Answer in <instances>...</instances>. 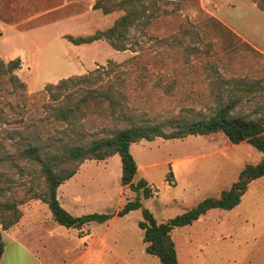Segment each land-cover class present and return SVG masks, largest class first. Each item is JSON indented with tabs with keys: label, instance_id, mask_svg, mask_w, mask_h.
<instances>
[{
	"label": "rangeland",
	"instance_id": "374dc122",
	"mask_svg": "<svg viewBox=\"0 0 264 264\" xmlns=\"http://www.w3.org/2000/svg\"><path fill=\"white\" fill-rule=\"evenodd\" d=\"M96 1L0 0V58L21 60L17 74L27 84L29 94L37 95L48 84L100 67L108 69L116 63L122 65L116 72L130 70L129 84L138 89L132 93L140 92L129 101L130 110L124 111L131 115L133 110L139 116L145 112L146 118L165 122L214 114L233 97L241 80L244 84L260 82L264 87V11L253 0H155L161 9L159 15L144 28L140 24L130 30V49L126 51L115 50L106 39L81 45L68 39L105 31L124 15L122 10L110 14L94 10ZM151 1L143 0L150 9ZM183 26L192 32L173 39ZM216 26L227 31L217 30ZM229 32L232 37L227 35ZM203 42L212 46L209 54L201 53ZM134 57L137 61L128 63ZM146 69L151 80L140 84ZM155 83L160 87L151 91ZM172 83L177 88L175 94L164 95L161 89ZM233 112L264 116V91L244 99ZM103 126L97 119L84 123L73 119L47 129L40 143L49 137L62 143L87 142L102 136ZM20 130L22 136L1 135L6 144L23 146L9 150L14 154L21 153L35 137L32 131ZM131 153L140 167L134 182L146 180L152 187V197L145 199L142 190L136 192L122 185L119 155L84 161L76 174L58 188L57 196L62 207L75 217L116 215L136 199L141 208L114 217L112 223L66 228L54 220L46 203L38 199L24 201L19 205L22 219L12 227H18L20 233L15 235L17 239L13 237L16 242L5 240L2 264H72L85 251L90 253L76 264H162L146 252L139 227L144 220L143 210H149L158 223H165L204 199L220 197L238 181L247 165H257L263 157L247 141L232 144L223 132L142 140L132 144ZM65 167L74 168L75 164ZM34 170L30 164L13 171L0 165L2 179L8 175L17 183L18 192L13 198L21 199L23 190L32 183L42 189L43 180ZM0 231H4L1 226ZM171 238L179 264H264V176L249 184L237 207L210 210L191 225L175 227ZM27 252L37 256L34 262L25 256Z\"/></svg>",
	"mask_w": 264,
	"mask_h": 264
},
{
	"label": "trees",
	"instance_id": "16d2710c",
	"mask_svg": "<svg viewBox=\"0 0 264 264\" xmlns=\"http://www.w3.org/2000/svg\"><path fill=\"white\" fill-rule=\"evenodd\" d=\"M253 1L264 11V0ZM150 3L151 9L147 8L143 0H97L93 4L94 10H101L104 14L122 10L124 15L105 31H97L89 37L69 36L68 39L75 45L106 39L117 51L129 50L130 30L140 24H142L140 27L144 28L151 18L160 13L158 11L161 9L156 6V1ZM218 28L222 29L221 26L215 27L219 30ZM222 30L227 31L224 28ZM190 32H192L190 28L183 26L173 39L179 40ZM227 35L232 37L230 32ZM196 36L200 37L198 32ZM158 41L159 43L167 42L166 40ZM203 44L205 49L201 53L209 54L212 46L205 42ZM192 51H199V48H193ZM135 52L138 51L135 50ZM137 59L138 57H134L128 63L136 62ZM121 66L111 63L108 69L100 67L85 75L63 79L57 84H48L39 94L31 95L27 90V84L17 74L22 67L21 60L17 58L4 61L0 58V153L3 154L0 156V165H6L9 171H13L30 164L34 167V172L43 180V186H39L41 190H38L36 183H32L23 190L22 198L17 199L12 197L18 192L17 183L8 175L5 180L2 179L4 174L0 172V184L2 183L0 185V226L6 231L18 224L23 215L19 205L33 199L46 203L54 220L66 228H80L90 222L107 223L111 220L113 214L107 213L75 217L66 211L58 200V188L71 179L76 174L78 166L86 160L103 161L119 155L122 163V185L136 192L142 190L145 199L152 197V187L146 180L141 179L137 184L134 182L138 165L130 148L132 144L142 140L154 141L158 137L182 139L188 136L223 132L232 144L247 141L263 154L262 160L257 165H247L240 172L238 181L220 197L204 199L195 208L165 223H158L149 210H143L144 220L139 223V227L143 231L146 252L159 258L162 264H179L171 238L172 230L175 227L193 224L210 210L234 209L240 204L249 184L264 176V116H243L233 112L240 102L246 98H255L259 92L264 91V87L260 82L244 84L241 80V83L236 85L233 97L214 114L201 115L197 119L173 118L165 122H157L152 118H146L145 112L139 116L136 111H130L131 115L124 111V108L130 110L129 101L132 102V98L136 94L140 95V92L135 95L132 93L138 89L137 87L132 89L129 84L130 70L115 71ZM146 72L145 77L143 74L144 80L139 79L140 84H147V81L151 80V74L149 75L147 69ZM112 73L113 75L110 76ZM159 87L160 84L155 83V88L150 89L153 91ZM176 90L173 83L161 89L162 93L168 96L174 95ZM73 119L80 123L93 119L101 120L104 123L102 136L73 144L58 142L56 138L49 137L44 144L40 143L44 140L43 134L47 129ZM21 128L32 131L35 137L33 143L21 149V153L14 154L9 150L23 146L6 144V140L1 135L22 136ZM53 147H58V150L49 151ZM42 150H48V152H42ZM67 164H75V167L66 168ZM141 207L139 199L130 201L118 211L117 216L124 217ZM4 250L5 245L0 231V260Z\"/></svg>",
	"mask_w": 264,
	"mask_h": 264
},
{
	"label": "crops",
	"instance_id": "0c3cea01",
	"mask_svg": "<svg viewBox=\"0 0 264 264\" xmlns=\"http://www.w3.org/2000/svg\"><path fill=\"white\" fill-rule=\"evenodd\" d=\"M54 10H58L57 8H53ZM54 10H51V11H54ZM132 146V145H131ZM130 150H131V148H130ZM133 155V154H132ZM135 158V157H134ZM136 160V159H135ZM137 162V161H136ZM138 165V164H137ZM140 169V167L138 166V170ZM84 216V215H83ZM114 217H118L117 216V214L116 215H113V217H112V219L111 220H109L108 222H111L112 223V221L114 220L113 218ZM22 219V218H21ZM21 221V220H20ZM19 221V222H20ZM107 222V223H108ZM91 223H97V222H90V223H88V224H91ZM19 224V223H18ZM99 224H106V223H99ZM87 225V224H86ZM61 226V225H60ZM18 231V227L14 230V228H10V230L8 229V231L6 230V231H2L1 233H2V237H3V242H4V245H5V250H6V247H7V244L5 243V240H8V239H10V241H15L14 239H17V235H19L18 233H20V232H17ZM16 235V236H15ZM93 235V234H92ZM13 237H14V239H13ZM102 238L103 237H101L100 239H101V243H102ZM44 239V238H43ZM104 239V238H103ZM16 242V241H15ZM14 242V243H15ZM100 243V244H101ZM17 244V243H16ZM18 246L19 247H22V245H20V244H18ZM99 246V245H98ZM44 248H45V246H44ZM5 250H4V253H3V256H2V258H1V260H0V264H2V262H3V258H4V255H5ZM90 252L89 251H85V252H83V253H81L80 255H78L77 256V258H76V260H75V262L74 263H72V264H76L80 259H82L83 257H85V256H87L88 254H89ZM27 255V258L29 259V261L30 262H34L35 260H33V257L34 258H37V256L36 255H32V254H30V252H27V254H25V256ZM19 258H20V256H18Z\"/></svg>",
	"mask_w": 264,
	"mask_h": 264
}]
</instances>
